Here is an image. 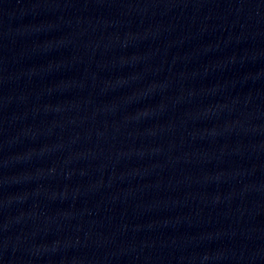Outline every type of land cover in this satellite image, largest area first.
Instances as JSON below:
<instances>
[{"label": "water", "instance_id": "95a60500", "mask_svg": "<svg viewBox=\"0 0 264 264\" xmlns=\"http://www.w3.org/2000/svg\"><path fill=\"white\" fill-rule=\"evenodd\" d=\"M0 264H264V0H0Z\"/></svg>", "mask_w": 264, "mask_h": 264}]
</instances>
